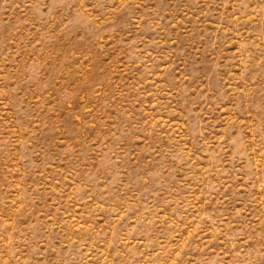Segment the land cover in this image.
Here are the masks:
<instances>
[{"label":"rangeland","instance_id":"374dc122","mask_svg":"<svg viewBox=\"0 0 264 264\" xmlns=\"http://www.w3.org/2000/svg\"><path fill=\"white\" fill-rule=\"evenodd\" d=\"M0 264H264V0H0Z\"/></svg>","mask_w":264,"mask_h":264}]
</instances>
